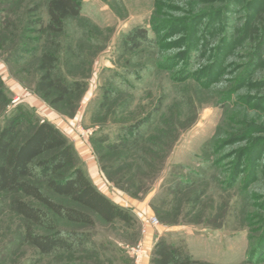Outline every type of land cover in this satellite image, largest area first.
Segmentation results:
<instances>
[{
  "label": "rangeland",
  "instance_id": "374dc122",
  "mask_svg": "<svg viewBox=\"0 0 264 264\" xmlns=\"http://www.w3.org/2000/svg\"><path fill=\"white\" fill-rule=\"evenodd\" d=\"M36 1L0 0V31L5 21L15 28L0 32V79L8 98L7 104L0 103V126L18 107L24 111L28 125L42 121L54 125L71 145L76 165L94 187L133 218L131 226L106 224L97 218L89 227L59 221L57 227L61 230L89 235L85 248L88 252L95 250L96 255L77 253L71 260L63 256L57 262L52 258L38 264H136L129 248L139 242L149 254L138 264H149L152 241L161 238L182 248L197 264H264L263 253L256 248L264 236V176L257 174L258 180L244 190L247 168L243 165L237 185L229 190L226 187L235 155L231 152L237 150L235 137L244 133L246 138L237 142L244 149L254 141L262 142L259 147L264 149V83L243 88L223 104L217 94L225 87L224 82L206 91L192 80L174 84L160 70L145 85L125 78L126 71L142 66L148 58L154 64L162 54L170 56L180 51L172 36L162 44L166 46L163 50L146 48L127 54L122 44L128 32L145 28L152 36L158 32L160 37L166 32L161 22L221 11L224 14L228 0H82L81 15L72 23L70 42H60L59 66L67 81L82 82L85 87L57 106H51L35 92L36 60L18 51L25 49L20 31ZM254 2L239 0L236 11L227 16V25L222 24L223 15L219 16L214 34L204 37L212 41L208 55H215L218 41L225 34L237 38L251 24L264 25V9L252 18ZM207 19L200 22V29ZM158 25L161 28L156 30ZM68 42L72 49L67 54ZM198 42L201 45L203 39ZM45 46V41L38 44L40 49ZM252 47V42L245 39L229 53L233 74L226 75L228 82L246 71ZM133 58L135 62L129 65ZM251 75L247 83L264 82V55ZM123 80L120 90L131 85L133 94L121 92L100 110L103 90L109 84H115L116 89ZM159 96L164 98L161 114L155 117L154 128L147 132V143L140 146V152L108 153L103 146L99 152L94 149L97 138L106 136L114 142L122 127L153 111ZM262 154L260 162L264 163V150ZM204 159L210 163L203 164ZM101 165L107 167L105 172ZM201 191H205L204 197L197 204L190 202ZM2 201L0 197V264H33L31 250L15 240L21 223ZM151 218L159 224L151 225Z\"/></svg>",
  "mask_w": 264,
  "mask_h": 264
},
{
  "label": "trees",
  "instance_id": "16d2710c",
  "mask_svg": "<svg viewBox=\"0 0 264 264\" xmlns=\"http://www.w3.org/2000/svg\"><path fill=\"white\" fill-rule=\"evenodd\" d=\"M81 1L38 0L35 6L29 9V17L22 23L19 39L25 49L21 48L18 51L36 60L38 79L35 92L51 106L62 104L85 87L82 82L67 81L59 66L60 42L64 39L70 40L72 23L81 15ZM238 2L239 0H228L225 6L227 10L224 13L226 15L221 11L211 16L165 20L161 24L166 32L160 37L158 32L152 36L145 28H135L128 32L122 44L123 51L127 54H135L146 48L163 50L166 46L162 44L172 36H175L174 46L180 48V51L170 56L162 54L159 62L155 60L154 64L153 61L151 63L152 58H148L142 66L126 71L125 78L131 77V80L145 85L146 80L156 70H160L168 74L174 84L184 85L192 80L206 91L215 89L224 82L225 87L217 94L223 104L243 88L261 86L264 82L249 84L247 80L252 77L251 72L258 67L264 55V25L251 24L245 27L246 29L242 30L243 34L237 38L225 34L218 41L215 55H208L212 41L205 39V35L214 34L217 19L221 14L224 17L222 24L227 25L230 20L227 16L236 11ZM263 9L264 2L255 0L253 6L255 16L252 18L261 15ZM41 13H44V16H41ZM204 18L209 19L200 29L198 25ZM4 23L2 32L15 29L10 21ZM158 26L156 30L161 28L160 25ZM202 39L203 43L199 45L198 41ZM245 39L253 45L249 65L237 79L228 82L225 77L233 74V71L227 57L232 50L234 51L233 48ZM43 41L46 46L40 49L38 44ZM69 42L66 44L67 54L72 49ZM133 61L135 62L134 58L128 61V64L130 65ZM124 84L123 80L118 88H114L115 84H109L103 90L100 110L106 109L110 100L117 97L119 93L129 94L134 91L131 85L120 90L119 87H123ZM245 98L247 101L251 100L248 95ZM163 99V96H159L155 109L149 111L143 119L122 127L119 130L120 133L122 132L121 135L114 142H109L106 136L97 138L94 149L98 151L103 146L108 153L124 150L140 152V146L147 143L145 141L147 132L154 128L155 117L161 114ZM241 99L243 97L239 101ZM0 103L2 105L8 103L1 79ZM25 117L22 108L18 107L0 126V197L5 209L21 223L19 232L15 235L17 244L31 250L34 255L33 264L52 258H55L57 262L63 256L71 260L77 253L96 255L95 250L92 253L85 248L89 235L61 230L57 227V223L62 221L71 226L89 227L93 226L94 219L97 218L106 224L121 223L131 226L132 216L126 209L114 204L94 187L82 169L76 165V156L71 145L54 125L47 121L28 125ZM245 138L244 133L240 137H235L237 150L234 151L235 153L231 152L235 155L226 180L228 190L234 188L240 181L244 168H247L243 179L247 182L243 187L244 190L258 180L257 174L264 176V169H262L264 163H261L264 149L259 147L262 142L254 141L252 145L244 149L239 143ZM151 144L153 145L152 141ZM219 149H216V152ZM245 154L248 159V163H245L247 167L244 164ZM203 162V164H209L210 160L204 159ZM101 170L105 172L107 167L101 165ZM108 179L111 180L110 177ZM204 195L205 191L195 193L190 202L197 204ZM256 248L257 252L263 253L264 258V236L259 240ZM149 264H197V262L193 261L182 248L171 245L161 238L152 247Z\"/></svg>",
  "mask_w": 264,
  "mask_h": 264
},
{
  "label": "built area",
  "instance_id": "2783aa9c",
  "mask_svg": "<svg viewBox=\"0 0 264 264\" xmlns=\"http://www.w3.org/2000/svg\"><path fill=\"white\" fill-rule=\"evenodd\" d=\"M150 223L153 226H157L159 224L156 218H151ZM129 253L135 260L136 264H138L144 257L149 254L148 250L143 246L141 242H139L136 246L129 248Z\"/></svg>",
  "mask_w": 264,
  "mask_h": 264
},
{
  "label": "crops",
  "instance_id": "0c3cea01",
  "mask_svg": "<svg viewBox=\"0 0 264 264\" xmlns=\"http://www.w3.org/2000/svg\"><path fill=\"white\" fill-rule=\"evenodd\" d=\"M157 239H158V238H157ZM155 242H156V241H155ZM155 242L152 241V244L155 243Z\"/></svg>",
  "mask_w": 264,
  "mask_h": 264
}]
</instances>
